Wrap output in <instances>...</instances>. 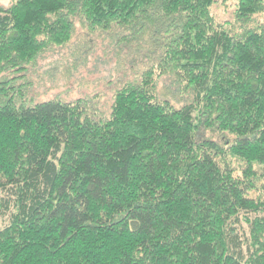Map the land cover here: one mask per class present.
Listing matches in <instances>:
<instances>
[{
  "label": "trees",
  "instance_id": "16d2710c",
  "mask_svg": "<svg viewBox=\"0 0 264 264\" xmlns=\"http://www.w3.org/2000/svg\"><path fill=\"white\" fill-rule=\"evenodd\" d=\"M217 1L0 6V264H264V0H237L232 22ZM75 19L159 55L107 118L31 103L7 75L67 46ZM166 77L183 107L160 98Z\"/></svg>",
  "mask_w": 264,
  "mask_h": 264
},
{
  "label": "rangeland",
  "instance_id": "374dc122",
  "mask_svg": "<svg viewBox=\"0 0 264 264\" xmlns=\"http://www.w3.org/2000/svg\"><path fill=\"white\" fill-rule=\"evenodd\" d=\"M12 2L0 0V6L7 8ZM236 3L237 0H218L212 13L220 22H232ZM255 21L264 24V15L255 17ZM117 29L92 33L83 21L75 19V33L67 46L54 47L42 54L23 74L7 75L10 79L17 78V86L26 89L24 98L31 103L85 99L90 102L89 108L97 119L107 118L116 91L126 83L139 80L159 57L150 40L141 45L135 41L128 43L129 33ZM158 37L164 39L165 34ZM158 90L160 98L172 101L177 108L191 100L172 77L161 79ZM203 135L217 138L204 131ZM6 222L7 218L0 222V228ZM241 231L248 233L245 223Z\"/></svg>",
  "mask_w": 264,
  "mask_h": 264
}]
</instances>
